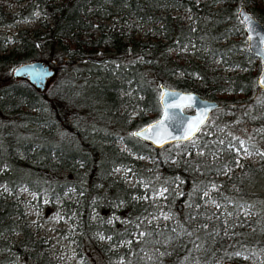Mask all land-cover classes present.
Returning <instances> with one entry per match:
<instances>
[{"label":"trees","instance_id":"16d2710c","mask_svg":"<svg viewBox=\"0 0 264 264\" xmlns=\"http://www.w3.org/2000/svg\"><path fill=\"white\" fill-rule=\"evenodd\" d=\"M8 1L23 4L5 12L0 0V25L35 10L50 21L0 33V264H56L11 199L21 186L45 213L60 200L82 264H264V211L243 212L247 182L264 176V89L236 17L243 4L264 25V1ZM178 8L187 23L171 12ZM113 15L106 28L101 20ZM132 19L145 25L142 35ZM181 49L192 56L179 58ZM30 59L54 67L42 90L7 70ZM160 83L216 99L222 119L160 148L133 136L158 115ZM240 141L259 150L257 164L238 163L228 146Z\"/></svg>","mask_w":264,"mask_h":264},{"label":"rangeland","instance_id":"374dc122","mask_svg":"<svg viewBox=\"0 0 264 264\" xmlns=\"http://www.w3.org/2000/svg\"><path fill=\"white\" fill-rule=\"evenodd\" d=\"M2 2L5 12H16L23 4V2H10L8 0H2ZM215 6H219V2ZM171 12L173 14H178L185 23L189 21L190 14L185 8L172 9ZM116 18L117 16L113 15L109 18L101 20V22L106 25V28L111 27L114 24V20ZM41 20L49 22L50 18L46 17L42 11L35 10L31 16L17 19L11 25H0V33L5 34L7 38H11V35L19 29L30 30L39 28ZM132 22L133 26L135 27V34L142 35L143 30L145 29V25L135 19H132ZM157 24H161V22H157ZM149 27L150 26H148L147 28ZM93 33H96L95 30H93ZM243 40H245V33ZM190 51L191 49H181L182 54L179 56V58L184 60L190 58L192 56ZM213 63L221 67L218 59H214ZM16 64L7 65V70L11 71ZM50 82L51 78H48L45 86H48ZM185 110L188 112L192 111L191 108H186ZM221 111L222 109H220L219 107L216 108V110H212L205 125H207V127L212 126L214 125L216 120L220 121L222 119V116H220ZM132 114L135 113L133 112ZM238 119H240L239 115L234 117V120ZM131 131H129V133H131ZM117 143L124 147L121 138L117 140ZM253 147L254 146L244 145V148L237 152L236 157H238L239 164H241V162H247L251 165H255L259 162L261 154L258 149H255ZM146 159V156H143L141 158V160L143 161H145ZM125 172V170L118 167H115L113 170V173L118 175L125 174ZM133 181V176L129 174L126 178V182L128 184H132ZM246 188L248 192L253 194L248 197L250 201L244 206L243 212L247 218H253L257 214V212H261L262 210L264 211V176L261 174L253 175L250 181L247 182ZM4 191L8 193V190L6 188H4ZM68 195H63V197L68 198ZM42 198V202L47 203L46 196H43ZM11 199H13L21 209V221L24 223V226L29 228L34 237L43 238V249L50 257L53 258V260H55L56 264H82L79 258L75 256V247L72 240L67 237L69 232L68 230L73 228L74 226V221L69 220V218L63 214V209L61 207H58V204L60 203L59 199L54 201L53 206H46L45 209L47 210V213L44 212L43 208L36 207L35 203L37 200L34 193L31 190L27 189L25 186H21L16 192L15 196L11 197ZM206 202L212 206L217 205L215 201L210 199L206 200ZM14 218H17V216H14ZM73 219L75 218L73 217ZM62 230L64 231L62 232ZM20 237V232L16 231L11 234L9 241L16 242ZM101 237L103 236H98V242H101L105 239L104 237L103 239H101ZM244 259L248 260V257ZM5 264H33V261H22L18 258H15L13 261L7 262Z\"/></svg>","mask_w":264,"mask_h":264},{"label":"water","instance_id":"95a60500","mask_svg":"<svg viewBox=\"0 0 264 264\" xmlns=\"http://www.w3.org/2000/svg\"><path fill=\"white\" fill-rule=\"evenodd\" d=\"M236 17L241 23L244 33L246 48L259 62L258 72L255 77L256 84L259 88L264 89V25L249 9L239 4L236 8ZM249 17L250 20H245ZM251 37V39H250ZM11 74L13 77H25L39 90H42L47 79L54 74V69L49 63L39 59L26 60L16 64ZM192 96L193 101H182L181 96ZM157 100L159 103V114L147 123L132 129L131 134L155 148H160L166 144L185 141L186 129L190 123H195L202 119L203 123L199 124V130L206 123L212 110L219 107V102L214 98L201 96L193 90H183L160 83L158 85ZM180 104L179 108H172L170 105ZM190 105V106H189ZM191 108L188 112L185 109ZM167 114V117L165 118ZM162 122V123H159ZM149 126H155L151 132ZM195 131L191 138L198 132ZM142 133V135H135ZM222 264H236L231 261H225Z\"/></svg>","mask_w":264,"mask_h":264},{"label":"snow or ice","instance_id":"6c2138e0","mask_svg":"<svg viewBox=\"0 0 264 264\" xmlns=\"http://www.w3.org/2000/svg\"><path fill=\"white\" fill-rule=\"evenodd\" d=\"M244 19L245 20H250L249 17H245ZM250 39H251V37H250ZM180 99L182 101H185L186 100V101L191 102V101H193L194 98L192 96L188 95V96H181ZM170 107H172V108H179V107H181V105L180 104H172V105H170ZM165 118H169V117H167V114H166V117ZM159 123H162V122H159ZM201 123H203V120L202 119L198 120L195 123H190L189 124V127L185 130L186 131V135L183 138L184 139H191L193 133L195 131H198L199 130V124H201ZM154 127L155 126H149L148 131L151 132ZM135 135H142V133H136ZM221 143H223V141H221ZM239 144H240V147L239 148H237L235 145H229L228 147L231 148V149H233V150H235V151H237V152H239L241 149L244 148V142L243 141H240ZM245 151H246V149H245ZM205 195H207V193H205ZM217 207H219V205H217ZM101 239H103V237H101ZM237 255H239V253H237Z\"/></svg>","mask_w":264,"mask_h":264}]
</instances>
